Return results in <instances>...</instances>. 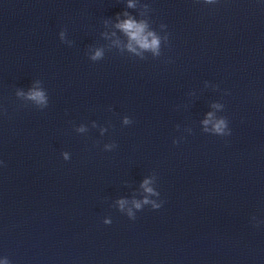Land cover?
Wrapping results in <instances>:
<instances>
[{
  "label": "water",
  "instance_id": "1",
  "mask_svg": "<svg viewBox=\"0 0 264 264\" xmlns=\"http://www.w3.org/2000/svg\"><path fill=\"white\" fill-rule=\"evenodd\" d=\"M129 2L0 0V264H264V0Z\"/></svg>",
  "mask_w": 264,
  "mask_h": 264
},
{
  "label": "clouds",
  "instance_id": "2",
  "mask_svg": "<svg viewBox=\"0 0 264 264\" xmlns=\"http://www.w3.org/2000/svg\"><path fill=\"white\" fill-rule=\"evenodd\" d=\"M207 2L211 3L212 0H207ZM135 5L131 3V0L128 4V7H134ZM127 15V13H125ZM116 27L122 30L129 38V43L127 45L128 50L131 52H137V48L134 45L138 46L142 50H150L154 55H159V48H160V38L152 31H147L148 25L144 21L137 22L132 18H128L122 20L116 24ZM61 39L64 37V33H60ZM139 54V53H137ZM102 56V52L97 50L95 54L91 57L93 61H96ZM18 96H24L23 92H17ZM26 99L35 102L38 105H47L48 98L46 97L45 93L38 89H31L26 94ZM215 108H220L221 105H213ZM129 118H124V124H129ZM204 125L205 132H211L218 136H229L231 135V129L228 127V121L225 118H215L214 113L209 112L207 117L202 121ZM211 124V128L208 125ZM79 131H84L83 127L79 129ZM173 143L176 144L177 141L173 140ZM65 160L69 159L67 153L63 154ZM150 180L145 179L141 185L144 189V192L152 195V196H160V193L154 190L152 187L149 186ZM128 203L127 200L120 199L117 201L119 209L121 212L124 211L125 205ZM162 201L157 203L156 201L150 200L148 196H145L142 201L133 200L132 205L135 209L140 210L142 209L143 205H151V209L156 210L162 206ZM127 216L131 220L136 219V215L133 212L132 208L127 210ZM255 220V217H253ZM104 224L108 225L111 224V220H105Z\"/></svg>",
  "mask_w": 264,
  "mask_h": 264
}]
</instances>
